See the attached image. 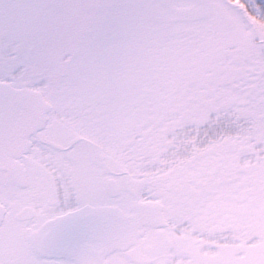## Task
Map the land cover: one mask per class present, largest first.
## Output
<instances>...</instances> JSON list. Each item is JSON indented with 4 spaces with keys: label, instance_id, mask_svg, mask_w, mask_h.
I'll return each mask as SVG.
<instances>
[{
    "label": "snow or ice",
    "instance_id": "obj_1",
    "mask_svg": "<svg viewBox=\"0 0 264 264\" xmlns=\"http://www.w3.org/2000/svg\"><path fill=\"white\" fill-rule=\"evenodd\" d=\"M0 264H264V0H0Z\"/></svg>",
    "mask_w": 264,
    "mask_h": 264
}]
</instances>
